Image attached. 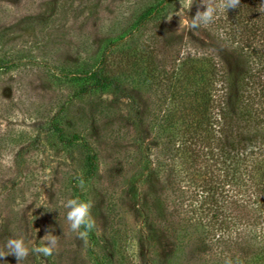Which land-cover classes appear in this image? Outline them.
<instances>
[{
	"label": "rangeland",
	"instance_id": "1",
	"mask_svg": "<svg viewBox=\"0 0 264 264\" xmlns=\"http://www.w3.org/2000/svg\"><path fill=\"white\" fill-rule=\"evenodd\" d=\"M191 3L0 0V222L23 227L29 249L42 246L41 238L49 232L58 238L52 256L30 251L19 264H104L101 255L110 256V236L118 241L109 264H205L206 257H193L192 244L183 255L165 256L162 248L171 250L172 241L162 240L159 246L141 210L153 159H145L141 141L161 151L170 130L160 129L159 112L167 108L178 114L188 100L182 93L179 102L161 104L166 92L157 79L165 75L155 72L156 79L147 78L152 72L146 73L139 57L161 61L171 73V46L182 60L193 43L197 52H212L207 25L191 31L185 18L208 4L217 8L214 20L224 18L221 0ZM218 51L222 63L234 70L230 54ZM205 67L196 65L197 70ZM96 68L99 86L91 75ZM144 106L149 116L144 132L137 133V111ZM74 134L79 139L68 143ZM88 148L96 156L93 174ZM69 198L93 204L96 228L87 243L66 219ZM7 241L1 229L0 251L7 252ZM209 259L210 264H236L224 254ZM0 264L17 260L7 255Z\"/></svg>",
	"mask_w": 264,
	"mask_h": 264
},
{
	"label": "trees",
	"instance_id": "2",
	"mask_svg": "<svg viewBox=\"0 0 264 264\" xmlns=\"http://www.w3.org/2000/svg\"><path fill=\"white\" fill-rule=\"evenodd\" d=\"M223 16L207 25L212 52H197L193 43L182 60L170 47L171 73L163 62L139 57L146 73L152 72L147 78L156 79L155 72L165 75L157 79L166 92L161 104L179 102L182 93L188 100L178 114L167 108L159 112L160 129L170 130L160 154L155 144L141 141L145 159L153 157L141 210L159 246L162 240L172 241L171 250L162 248L170 260L192 244L193 257H206L205 264L223 254L236 264H264V0H240ZM218 50L230 54L234 70L222 63ZM200 63L206 67L197 70ZM99 72L91 73L96 86L101 85ZM128 98L135 102L132 95ZM144 108L137 111V133L144 132L149 116ZM77 139L74 134L68 143ZM88 150L93 174L96 156ZM3 223L0 232L8 240L22 238V226ZM115 241V236L106 241L110 256L101 255L104 264L114 258Z\"/></svg>",
	"mask_w": 264,
	"mask_h": 264
},
{
	"label": "clouds",
	"instance_id": "3",
	"mask_svg": "<svg viewBox=\"0 0 264 264\" xmlns=\"http://www.w3.org/2000/svg\"><path fill=\"white\" fill-rule=\"evenodd\" d=\"M189 4L191 6V0H189ZM239 5L240 0H221L219 8L227 11L229 8H237ZM204 6L205 10H197L190 20L185 18V25L188 30L193 31L202 25H208L213 22L217 8L212 4ZM83 184V178H80V186L83 187ZM64 206L68 209L66 219L69 222L71 231L76 232L78 238L87 243L89 233L96 228V220L91 215L93 204L90 201H81L79 198H69ZM41 240L44 241L42 246L34 245L29 249L22 238L9 239L6 244L7 252L0 251V258L6 257L7 255H14L17 264H19V261L28 257L30 251L44 257L52 256L58 245L57 236L49 232Z\"/></svg>",
	"mask_w": 264,
	"mask_h": 264
}]
</instances>
